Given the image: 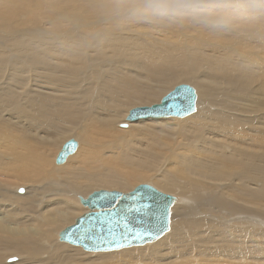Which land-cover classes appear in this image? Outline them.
Instances as JSON below:
<instances>
[{"label": "bare ground", "instance_id": "obj_1", "mask_svg": "<svg viewBox=\"0 0 264 264\" xmlns=\"http://www.w3.org/2000/svg\"><path fill=\"white\" fill-rule=\"evenodd\" d=\"M127 1H89L88 3L90 4L87 6L91 9L90 15H86L84 21L79 22L80 26L78 27L84 26V23L85 26H88L87 24L94 21V26L90 30L99 34L98 36L101 38H105L104 45L102 48H97L92 41H89L91 38L90 30L81 29L78 36L84 37L88 47L84 46L83 48L82 44H80L77 52L73 47L68 48V50L73 52V55L67 54V51L63 53L67 58L65 66L66 81L62 82L59 87H74V81H76L79 83L77 86L79 88L81 84L84 83L85 85L86 81L94 76L93 69L92 75L87 74V69L91 64L96 65L100 57H106L105 47L111 44L110 41L118 40L123 42L122 48L117 49V54L123 51V61H120V65L114 67L104 77L101 86L98 88V96L92 101L91 92L88 89L85 93L82 92L83 98L78 97L79 99L75 95L68 99L67 96L60 97L58 94L54 98L41 94L38 98L31 97L26 99L27 86L29 88L34 87L32 80H30L32 78L30 71L21 72L17 69L16 45L10 43V50H8L5 43L0 40V264H4V260L8 257L10 259L11 256H18L21 259L20 261L16 260L15 263L10 262V259L8 264H141V262L150 261L151 259L155 260L150 264H159V262L171 264L163 263V261L164 259L175 257L174 252L178 250V232L184 226L182 220H175L178 217H183V214L187 211L189 215L196 214L197 205H200L193 203L196 200L205 202V199L213 198V195L203 197V191H206L202 190L203 188L215 194L217 198L212 200L215 202V206L212 209L201 208L198 213L203 215L214 214L218 207L220 214L223 215L230 208V210L235 211V213H230L233 216L231 219H237L240 216V208L244 207V205L246 207L250 206L245 203L242 204L239 191L241 189H254V187L259 189V182L264 186V182L260 179V176L264 173V166L258 165L260 156L256 151L257 149H255L256 152L254 153H251L252 150L249 152L248 149L245 151L236 149L232 152L234 153L233 156H229L231 152H229L227 144L221 146V143L218 142L219 139L228 140L229 135H232V139H235L233 145L237 148L243 144L250 149L255 148L256 145H260L258 142L264 145L263 137L258 138V135L257 137L249 136L250 138L245 141L241 134H247L244 130L240 133L238 129H235L234 133L226 134L227 130L224 127L222 128L223 124H235L233 121L237 120V118L250 124L255 123L257 125L259 123V121L255 122L257 119L252 116V112L238 108V103L256 95L251 89V85L245 83V79H250V76L256 79L257 76L249 73L245 77L246 71L239 67L235 69L237 75L233 77V80H224L221 83L223 84L221 87L210 90L208 84L204 82L201 76H197V73L212 63L206 60L207 58H204L201 52L197 53L199 47L195 46L190 40H185V47L180 48L175 42L168 39L166 32L165 34L162 29V31L157 29L153 24L154 30H150L149 34L143 33L144 38H151L154 33L155 36L159 34L161 38H151L153 42L148 47L136 45L139 42L145 43V41L136 37L139 32L136 33L134 27L137 29L136 25L139 22L128 24L132 23L130 21L131 16H137V13H127V10L134 3L136 4L138 0ZM59 3L58 0H0V36L2 34L15 35L21 29L35 26L37 22H42L45 19L44 16L51 12L49 9L58 6ZM101 5H106L105 9L100 10ZM20 12H25V16L18 18ZM137 18L139 20V17ZM154 18L149 16L151 21L152 19L155 20ZM72 24L70 23L69 25L76 27V25ZM182 32L181 34L184 36L186 33L184 31L183 35ZM128 39H138V41L130 42ZM89 48L92 50L91 54L89 53ZM132 56L134 63L129 60ZM79 60H84L85 62L82 65L80 62V66L77 67L76 65L78 64L76 62ZM252 63L258 64L256 61H252ZM217 64L223 66L225 62ZM57 67V59H53V72L47 77L48 79H54L53 76L57 77L54 74ZM220 71H214L213 76L222 80L218 76ZM77 73L79 74L77 75ZM26 74L27 79L22 80L21 76ZM191 80L198 89V93L203 97L200 101L205 106L211 107L215 103L217 107L221 108L222 112L219 114L223 115L221 116L224 119L222 124L219 120L211 124L209 116L207 114L201 115L200 111L196 114L194 113L195 115L187 119V121L177 123L173 121L174 124L172 125L166 123L168 121L165 120L170 118L169 120L172 121V117L142 118L131 120V122L134 121L132 123L124 121L125 124L119 125L120 128H123V125H126L125 128L127 126H135L130 131L135 133L133 137L119 141V136L124 134V131L115 129L114 123L116 120L114 121L112 118L116 119V117L120 116L119 114L125 108H119L122 109L120 113L119 111H112L114 115L116 112L118 113L115 116L108 113V110L112 109L113 106L112 108L108 107L109 109L103 108V112L100 108L101 113L107 111L108 114L106 113L105 115L108 118L106 119L103 118L102 114H97L100 112L95 102H99L102 99L105 100L106 97L103 95L105 90H108L113 98L122 97L125 99L127 107L133 106L134 108L135 106L151 105L139 107L147 108L161 104L162 99L179 86L177 85L173 88L174 83ZM52 82L56 84L55 81ZM169 90L172 91L163 97L162 95ZM108 93L107 97L109 96ZM257 94L258 99L264 96V94L259 92ZM160 97L163 98L160 100ZM109 98L106 99V102H109L107 101L110 100ZM119 100H117V103H119ZM111 101H113L115 106L116 99ZM158 101L160 102L158 103ZM123 102L122 104H125ZM92 106L97 109L88 111ZM101 107L105 106L102 104ZM121 107L123 106L121 105ZM128 110L130 111V109ZM122 115L126 117L123 113ZM121 116L119 119L123 120L124 118H121ZM228 116H231L229 118L233 120H229ZM173 118L178 119V117ZM192 118H195L193 120H196V122H190ZM149 119H160V121H150ZM135 121L137 122L135 123ZM67 124H71L73 132L76 130L75 133H77L78 128H83L84 130L79 135L74 134V140L79 141H77L78 151L72 154L73 156H67L64 163L58 164L55 158L58 156L57 152L62 140L68 138L72 133L71 130L64 131L66 127L62 128ZM218 124H221V126ZM171 126H174L175 129H169L173 128ZM167 127L168 130H166ZM32 132L37 134L33 135ZM254 133L252 131V135ZM226 150L229 153H226ZM167 153L172 155L169 165H173L178 173L177 178L174 174L169 177L168 187L171 190L169 191L176 193L174 191L175 187L172 190L171 186L177 187L178 183H182L178 180H182L179 178L185 177L187 173L191 175V180L193 179V182L198 185L197 187L202 188L194 191L193 188V193L189 194L190 199L186 198L189 187L182 185L181 188L179 187L180 189L175 196L182 198V205L179 206L177 204L180 200L174 196L177 201L170 210L169 227L170 229L173 227V232L170 235H166L170 231L169 229L165 234L166 236L164 235L165 237L162 236L155 242L145 244L154 243L152 245L146 247L135 246L137 248L130 247L132 249L112 254L101 252L90 255L92 253L86 252L82 247L84 251L78 248L79 246L70 247L74 245L68 243L65 245V242L60 241V232L66 229L63 228V225L64 227L66 225L72 226L77 219L91 212L92 209L90 207L83 206L81 198L87 195L92 186L101 185L104 188L128 190L134 183L147 179L150 173L157 171L165 159L166 163H168L170 155L167 156ZM54 160L57 166L66 164L61 167H53ZM259 164L261 165V163ZM102 167L104 169L101 170ZM234 171L239 175L242 174L241 180L243 182L240 181L239 183ZM165 175L166 172L158 176L157 181H160ZM194 178L207 181L213 180L217 183L215 185L207 182L201 184ZM171 180L173 183H171ZM220 183L229 184L230 186L228 185L221 190ZM20 187H28L29 191L19 193L17 190ZM57 187L62 188L57 189ZM229 188L235 190V193L231 194V191L230 195L241 202L236 201V203H233L227 197L226 194L229 193L225 190ZM13 191H15L14 194ZM245 192L241 193L244 194ZM245 195L248 198L249 195ZM250 196L249 201L258 199L255 196ZM242 198L245 199L244 195ZM185 203L189 206V209L184 206ZM79 204H82L85 208L81 210ZM256 207L254 206L253 208H260ZM249 209L250 213L255 211L252 207ZM238 210L239 213H237ZM242 211L244 212L243 208ZM78 215L82 216L73 222L72 219ZM213 217H216V214ZM219 217L221 218L217 222H227L221 215ZM205 222H207V226L216 225L223 227V225H220L222 223L218 224L216 222L214 225L210 221L205 220L187 221L186 225L197 229L198 232L202 229ZM227 229H223L224 233ZM57 233L60 244L54 243ZM254 233L252 235H255ZM240 235L239 232L232 234L235 238H239ZM212 241L215 242V240ZM182 246L180 248H186V246ZM47 247L50 249H47ZM157 249L162 252L160 255ZM146 250L149 252L148 255L145 254ZM193 254L190 253L188 257H185L184 259H188V261L186 260V263L181 262V264H195L191 261ZM178 259L180 260L181 258Z\"/></svg>", "mask_w": 264, "mask_h": 264}, {"label": "rangeland", "instance_id": "obj_2", "mask_svg": "<svg viewBox=\"0 0 264 264\" xmlns=\"http://www.w3.org/2000/svg\"><path fill=\"white\" fill-rule=\"evenodd\" d=\"M58 1L60 2L58 6H55L54 8L49 9V11L51 12L48 15L44 16L45 19H43L42 22H37L35 26L31 28L21 29L15 35L9 36L6 34H2L0 36V40H2L5 43L8 50H10V43L12 45L14 44L16 45L17 53L15 54V57L18 60L17 69L20 70L21 72H25L26 70L30 71V75L32 76L30 80H32V84L34 87L29 88V86H27L28 87L27 95H25L26 99H30L31 97L38 98L40 97L39 95L41 94L52 97V98H54L56 94H58L60 97L67 96L68 99H71L75 95L77 96L76 98L79 99L83 96L82 92L85 93L86 90L88 89L91 92V95H90L91 101L92 99L95 100L99 93L98 88L101 86V83L104 77L107 76L114 67L119 66L120 61H123V57H122L123 51L117 54V49L122 48L123 42L118 41V40L117 41L111 40L110 41L111 44L105 47L106 57H100L96 65L91 64L89 66V68L87 69V74L92 75L93 72L95 73L94 76L90 77L87 80L89 83L86 81L85 85L83 83L78 88L77 86L79 85V83L74 81V87H71V88L59 87L62 82L66 81L65 80V73H66L65 66L67 64L66 62L67 58L65 57V55H63V53L67 51V54L73 55V52L71 50H68V48L73 47L74 50L77 52L80 44H82L83 48L84 46L88 47L87 42L85 41L84 37L81 38L78 36L79 30L81 29L90 30V28L94 26V21H91L89 24H87L88 26H85V23H84V26L78 27L80 26L79 22H83L85 16L90 15L89 13L91 12V9L87 5L90 4L88 2L92 0H58ZM124 1H127V0H124ZM128 1H132V0H128ZM155 1L158 2V0H138L136 4L134 3L127 10V13H137V16H131L130 21H132V23H128V24H135V22H139L138 25H136L137 29H135L136 27H134L135 32L136 33L139 32V35H137L136 37L139 39H144L145 41V43L139 42L136 45L148 47L150 43L153 42L151 38H154V39L161 38L159 34L155 36V33L153 34V37L151 38L150 37L148 39L144 38L143 33L149 34L151 32L150 30H154L152 27L153 24L154 26L157 27V29H160V30L162 29L164 33L166 32L167 34L166 33L165 34L168 35V39L172 42H175L180 48L185 47V43H184L185 40L187 41L190 40L195 46L199 47L197 53L201 52L204 55V58H207L206 60H209L212 63L211 65L206 66L205 68L200 70V72L197 73V76H201L204 82L208 84V87L210 90H215L219 86L221 87L223 85L221 83H223L224 80H227V79L233 80V77L237 75V71L235 69L239 67H242L246 71L245 77H247L249 73L257 76L256 79H253L254 77L252 76H250V79H245V83L251 85V89H253L256 95L252 96V98L246 99L245 101H241L240 103H238L239 104L238 108L245 109L249 112H252L253 113L252 116L257 119L255 122L259 121V123L257 125H255V123L250 124V123H246V121H241L240 119L237 118V120L235 119L236 122L233 121V123L235 124L233 125L232 123L230 125L223 124L224 126L222 125V128L224 127L227 130L226 134L231 133V132L234 133L235 129H238L240 133L241 131L244 130L245 133L247 134H243V133L241 134H242V137H244L245 141L249 139L250 137H257V135H258V138L259 137L264 138V104H263L264 96L260 97L261 99H258V94H257L258 92L261 94H264V0H199V2L204 5V8L202 10L198 12L184 11L178 14H173V13L162 14L160 11H158L154 7V4L157 3ZM105 7L106 5H101L100 10L105 9ZM75 9L77 10L75 11ZM19 14L20 15L18 18L25 16V12H20ZM57 16H61V17L58 18ZM149 16L155 17L154 19L156 21L153 19L152 21L149 20ZM137 17H139V20ZM70 23H73L74 25H76V27L70 26L69 25ZM141 24L142 25L144 24V25L142 26ZM148 25L150 26L148 27ZM184 31L186 33L185 35H184ZM22 32H25V33H22ZM181 32L183 33L184 36H182ZM89 34L91 37L89 41H92L93 45L97 46V48H102L105 42V38H101L100 36H98L99 34H96L94 31H91V30ZM11 36H13L12 37L13 39L11 38ZM128 41L134 42V41H138V39H134V40L128 39ZM89 53L90 54L92 53L91 48H89ZM112 57H115V58H112ZM53 59H57L58 67L54 71V74L57 75V77L53 76L54 79H48L47 77L53 72V69H52ZM129 60L131 63L135 62L133 56L130 57ZM252 61H256L258 62V64L255 65L252 63ZM80 62L82 65V63H84L85 61L84 60L77 61L76 62L78 64L76 65L77 67L80 66ZM219 62H225V64L221 66L217 64ZM92 69H93V72H92ZM217 70H221L220 72H218V76H220L222 80L216 79L213 76L214 71H217ZM79 73H77V75ZM21 79L22 80L27 79V74L21 76ZM52 81H55L56 84H54ZM180 84H188L196 89L198 100H199V102L197 103V112L200 111L201 115L207 114L209 116V122L211 124L218 122V120L222 124L224 119L221 116L223 115L219 114L220 112H222L221 108L217 107L215 103L212 104L213 106L211 107L205 106L200 101L203 97H201V94L198 93L199 91L195 87L192 80L186 81V82H176L174 83L173 88ZM172 90H169L167 93H165L162 96L164 97ZM107 91L105 90L104 92L106 93ZM104 92H103V95H105L106 97L105 100L102 99V100H99V102L96 101L95 104H97V108L99 109V112H100L97 114H102L104 116L103 118L105 119L108 118V116L105 115L107 113V111L105 110H104L105 113H101V111L103 112V108L104 109L108 107L112 108L113 106L112 109L114 110L108 108L110 110L109 111L107 109L108 113H110L113 116H115L117 113L116 112L114 115L113 113L114 111H119L120 113V110L122 109H119V108H125V110L123 109V111H121L119 115L121 116L122 113L126 115L127 112H129L127 114L129 116L130 112L135 108L151 106V105H141V106H135L134 108L133 106L127 107V104L124 101L125 99H123L122 97H117L118 99L113 98L110 96L109 91H108L109 93L107 92L109 95L107 97V93L105 94ZM163 97H160V100ZM107 98L110 99V100H107L109 102H106ZM111 98L113 100L116 99V103L114 101L116 108H114L115 106L113 104V101H111L112 100ZM117 100H119L118 101L119 103H117ZM122 102L125 104H122ZM159 102L160 101H158V103ZM110 103L112 104L108 105ZM120 103L123 107L119 105ZM100 104L101 105L103 104V106L105 107H101ZM198 104H199V108H198ZM125 106L127 107V111H126ZM100 108H101V111H100ZM92 109H94L93 106L90 109H88V111L90 110L93 111ZM96 109H94V111ZM128 109H130V111ZM127 115L126 117L123 115L121 116V118L122 117L124 118L123 120L119 119L120 116L116 117V119H114V117L112 118L114 121L116 120L114 123L115 129L124 131V134H121L119 136V141L128 140L130 139V137H133L135 135V133L130 132L134 129L135 126L133 127L127 126L128 128L119 127V125L125 124L126 121H129L130 123L134 122V121L131 122V120L128 119ZM193 115L183 118L181 120L180 118L174 119L173 117L171 118L172 121L169 120L170 118L168 119L166 118L165 120L168 121L166 123H168L169 125H172L174 124L173 121L174 122L176 121L175 123L187 121V119H190ZM229 117L231 116H228L229 120H233ZM258 118H262V119L258 120ZM193 119L195 118H192L190 122H196V120H193ZM151 120L160 121V119H151ZM139 121H147V120H139ZM136 122L137 121H135V123ZM221 124H218V125L221 126ZM256 126H257V131H256ZM64 127H66L64 131L71 130L72 133L68 138H64L62 140V143H61L60 148L58 149L57 155L59 154L62 146L67 141L71 139H75L74 134L79 135L84 130L83 128H78L77 133H75L76 130L73 132L71 124L64 125L62 128ZM171 127L173 128H169V129H175L174 126H171ZM166 130H168V127L166 128ZM250 131H251V135H252V131L255 132L256 134L254 133L251 136ZM32 134L36 135L37 133L35 134L34 132H32ZM194 136L197 137L196 134H194ZM218 142L221 143V146L224 144H227L228 150L229 152H231L229 153L226 150L227 151L226 153H229V156H233L234 153L232 152H234V150L236 149H240L243 151L248 149L249 152H251L252 150L251 153H254L257 151L260 156L258 158L259 160L258 165L262 167L264 166V148H262L264 147V145H261V142H258L260 145H256L255 148L253 147L251 149L248 146H244V144L243 145L239 144L241 146L239 148L235 147L233 145V143H235V139H232V135H229L228 140L219 139ZM255 149L257 150L255 151ZM169 155L170 153H167V156ZM171 158H172V155H170V159L168 163H166V159H165L157 171L150 173L147 179H144L143 181H139L138 183H134L133 185L129 187L128 190L104 188V187H101V185H97V186H92L90 190L87 192V195L83 197L87 199L92 193L99 191V190L119 191L122 193H129L133 191L134 188L137 187L138 185L149 184L155 187L156 189H158L159 191L166 193V194L173 195V196L177 194V191H179V189L181 188V185L184 187L187 186L189 188L187 191L188 193L186 195V198H190L189 194H192L193 191L196 189L198 190L199 188L200 189L202 188L197 187L198 185L193 182V179L191 180L192 177L189 173H187L185 177L183 176L182 178H179L182 180H178V181L182 183H178L179 184L177 186L178 188L176 186H171L172 190L175 187L174 191H176V193L170 192L171 190L168 187V182L170 180L169 177H171L173 174L176 176V178L178 177V173L175 167L173 165H169L172 160ZM259 163H261V165ZM64 165L57 166L55 164V160L53 162V167H61ZM102 169H104V167H102L101 170ZM165 172H166V175L164 176L165 178L162 177L160 181H157L158 179L157 177L160 175H163ZM234 175L239 180V183L240 181L243 182L241 180L242 174L239 175L237 174V172L234 171ZM194 179L197 180V182L201 184H205L207 182L208 184L215 185L217 183L216 181H213V180L207 181V180H199L198 178H194ZM260 179L262 180V182H264V173L260 176ZM171 183H173L172 180H171ZM245 183L247 182L245 181ZM220 185H221V190H222L224 187L228 186L229 184L220 183ZM61 188L57 187V189H61ZM21 190L23 191V193L29 191L28 187L26 188L20 187V189H18L17 192L21 193ZM202 190H206V191H203V194H202L203 197L205 196L209 197L213 195V198L205 199L206 200L205 202H202V200L201 201L196 200L195 202L192 201L194 204H200V205H197V208L195 210L197 213L194 215H189L188 214L189 212L187 211L185 212V214H183V217H178L175 220V221H177L178 219L182 220V224H184L183 229L180 232H178V237H177L178 250L174 252L175 257L171 259H164L163 263H171V264H177V263L181 264V262L186 263L188 259H184V258L188 257L190 253H194L191 261H193V263L195 264H264V186L262 185V183L259 182V189L254 187V189H250V190L241 189L242 191L241 190L239 191L241 194L240 197L242 199V204L245 203L250 206L246 207V205H244L245 208L242 207L244 209V212L242 211V208H240L241 209L240 216L237 217V219H231L233 216L230 215V213H235V211L230 210V208H228V211H226L225 214L223 215L220 214L221 212H219L217 206H216L217 211L214 214L203 215V214L198 213L199 209L201 210V208L212 209L213 206H215V202L212 200H216L217 198L215 194L208 192L206 188H203ZM225 191L229 193L226 195L233 203H236V201H240V200H236L235 197H232L230 195L231 191H232L231 194L235 193V190L233 188H229ZM243 191H246V192L242 194ZM14 193L15 191H13V194ZM245 194L249 195L248 198L246 197ZM243 195L245 199L242 198ZM250 195L255 196L258 199H256L255 201L254 199L253 201H249L250 200L249 198L251 197ZM175 197L180 200L177 204L181 206L182 198H180L179 196H175ZM253 205L255 207L258 205L257 207H260L258 208L259 210L253 208L254 207ZM184 206L187 209H189V206L186 203L184 204ZM250 207H252V209H254L255 211L250 213L251 212L249 209ZM79 208L83 210L85 207H83L82 204H79ZM237 213H239V210L237 211ZM215 214H216V217H213V215ZM219 214L222 216L223 219L227 221L226 223L217 222V220L221 218L219 217L220 216ZM80 216L82 215H78L75 218H73L72 219L73 222H75V220L79 218ZM191 220L210 221L214 225L216 222L218 224L222 223L220 225H223V227L216 226V225L207 226L208 224L207 222H205L202 229H200L197 232V229L186 225V222L191 221ZM69 226L70 225H66L64 227L63 225V228L65 229ZM224 228H228L225 231V233L223 230ZM171 232H173V227H171L170 231L166 235H170ZM237 232L241 234L240 237L239 238L233 237L232 234L237 233ZM253 233L255 235H252ZM57 235L58 233L56 234L54 243L60 244ZM212 240H215V242H213ZM64 244L66 245V243ZM152 244H147L142 247H146ZM181 245L186 246V248H180ZM70 247H76V246H70ZM78 248L84 251L81 247H78ZM133 248H137V247H133ZM47 249H50V248L47 247ZM129 249H132V248L123 249L119 251H113V252H102V253L104 254L119 253V252L126 251ZM157 251L159 252V255L162 253L160 249H157ZM91 253L92 254L90 255L96 254L95 252H91ZM98 253H101V252H98ZM148 253H149L148 250H146L145 254L148 255ZM8 258L4 260L5 261L4 264H8L9 263L8 261L13 258L17 261H20L21 259L18 256L16 257L11 256L10 259ZM178 258H181V259L179 260ZM153 260L155 259H151L150 261L141 262V264H150ZM159 264H162V263L159 262Z\"/></svg>", "mask_w": 264, "mask_h": 264}, {"label": "water", "instance_id": "obj_3", "mask_svg": "<svg viewBox=\"0 0 264 264\" xmlns=\"http://www.w3.org/2000/svg\"><path fill=\"white\" fill-rule=\"evenodd\" d=\"M197 102L196 89L182 84L165 96L161 104L132 110L128 119L184 118L197 112ZM77 148L76 140L66 142L56 162L64 163ZM176 201L173 195L149 184H141L129 193L97 191L87 199L81 198L83 206L90 207L91 212L61 231L59 239L95 253L143 246L159 240L169 231L170 210Z\"/></svg>", "mask_w": 264, "mask_h": 264}, {"label": "clouds", "instance_id": "obj_4", "mask_svg": "<svg viewBox=\"0 0 264 264\" xmlns=\"http://www.w3.org/2000/svg\"><path fill=\"white\" fill-rule=\"evenodd\" d=\"M154 7L162 14H178L184 11L198 12L204 5L199 0H158Z\"/></svg>", "mask_w": 264, "mask_h": 264}]
</instances>
